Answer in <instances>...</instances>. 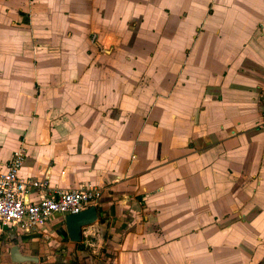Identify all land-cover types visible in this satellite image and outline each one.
<instances>
[{"label": "crops", "instance_id": "crops-1", "mask_svg": "<svg viewBox=\"0 0 264 264\" xmlns=\"http://www.w3.org/2000/svg\"><path fill=\"white\" fill-rule=\"evenodd\" d=\"M263 91L264 0H0V169L103 192L77 244L0 225L1 260L264 264Z\"/></svg>", "mask_w": 264, "mask_h": 264}, {"label": "built area", "instance_id": "built-area-1", "mask_svg": "<svg viewBox=\"0 0 264 264\" xmlns=\"http://www.w3.org/2000/svg\"><path fill=\"white\" fill-rule=\"evenodd\" d=\"M264 97V91L262 93ZM25 160L24 149L15 151L6 170L0 169V225H17L35 230L46 225L56 215L79 213L98 203L102 189L54 188L49 177L25 179L20 171ZM30 188L39 191V199L31 200Z\"/></svg>", "mask_w": 264, "mask_h": 264}, {"label": "water", "instance_id": "water-1", "mask_svg": "<svg viewBox=\"0 0 264 264\" xmlns=\"http://www.w3.org/2000/svg\"><path fill=\"white\" fill-rule=\"evenodd\" d=\"M100 217L99 207L93 205L79 213L63 216V223L68 231L69 239L72 242H78L82 239L81 233L84 226L94 224ZM13 262L22 263L27 261H38L34 255L23 254L19 245L15 244L11 251Z\"/></svg>", "mask_w": 264, "mask_h": 264}, {"label": "flooded vegetation", "instance_id": "flooded-vegetation-1", "mask_svg": "<svg viewBox=\"0 0 264 264\" xmlns=\"http://www.w3.org/2000/svg\"><path fill=\"white\" fill-rule=\"evenodd\" d=\"M102 198V197H101ZM101 198L99 199V201H98V203H96V204H94L95 206H97V207H99V205H100V200H101ZM91 206H93V205H91ZM91 206H89V207H91ZM88 207V208H89ZM87 209V208H86ZM56 216H58V215H56ZM56 216H54L52 219H54ZM100 218V217H99ZM52 219L50 220V221H48L47 223H46V225L45 226H43L42 228H45V227H47V226H49L50 225V223H51V221H52ZM98 221V220H97ZM96 221V222H97ZM95 222V223H96ZM61 225H62V223H63V219H61ZM92 225V224H91ZM64 226H65V224H64ZM66 227V226H65ZM64 227V228H65ZM85 227V226H84ZM83 227V228H84ZM66 229V228H65ZM23 230H25V231H32V230H27V229H23ZM35 230H37V229H35ZM35 230H33V231H35ZM66 233H67V235H68V231H67V229H66ZM82 233H83V229H82ZM82 233H81V236H82ZM67 240L68 241H70V239H69V235H68V237H67ZM79 242V241H78ZM71 243H76L77 244V242H72L71 241ZM15 244H17V245H19L18 243H15ZM14 244V245H15ZM13 245V246H14ZM13 246H11V248H10V250L12 251V248H13ZM20 247V246H19ZM21 250V249H20ZM2 251L4 252V243H3V241H2V238H1V235H0V254L2 253ZM11 251H10V253H11ZM21 252H22V250H21ZM23 254H26V253H24V252H22ZM26 255H33V254H26ZM34 256H37L39 259H38V261H34V262H39V264H50L48 261H46V254H37V255H34ZM27 262H30V261H27ZM27 262H22V263H16V262H14V263H16V264H25V263H27ZM0 264H4V262L1 260V257H0Z\"/></svg>", "mask_w": 264, "mask_h": 264}, {"label": "rangeland", "instance_id": "rangeland-1", "mask_svg": "<svg viewBox=\"0 0 264 264\" xmlns=\"http://www.w3.org/2000/svg\"><path fill=\"white\" fill-rule=\"evenodd\" d=\"M99 35H98V34ZM103 35V36H102ZM101 35V33H99L98 31H96V32H91L90 33V41L93 43V45L92 46H98L99 48V50H101V47H102V50H104V46H100L98 43H96L97 41H98V39H99V36H100V39H102L103 37H105V34H102ZM96 43V44H95ZM95 44V45H94ZM110 43H107L106 44V46H110L109 45ZM260 240H262V242H263V244H264V237L262 236L261 237V239ZM54 264H61V263H59L58 261H56Z\"/></svg>", "mask_w": 264, "mask_h": 264}]
</instances>
